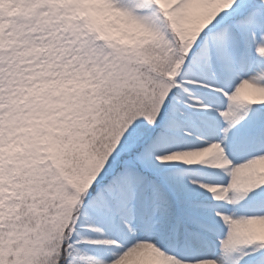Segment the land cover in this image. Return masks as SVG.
Here are the masks:
<instances>
[{
  "label": "snow or ice",
  "instance_id": "snow-or-ice-1",
  "mask_svg": "<svg viewBox=\"0 0 264 264\" xmlns=\"http://www.w3.org/2000/svg\"><path fill=\"white\" fill-rule=\"evenodd\" d=\"M0 264H264V0H0Z\"/></svg>",
  "mask_w": 264,
  "mask_h": 264
}]
</instances>
